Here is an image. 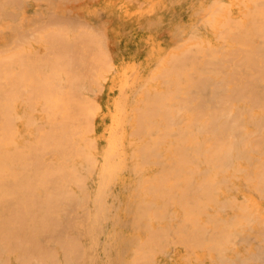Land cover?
<instances>
[{"label":"bare ground","instance_id":"obj_1","mask_svg":"<svg viewBox=\"0 0 264 264\" xmlns=\"http://www.w3.org/2000/svg\"><path fill=\"white\" fill-rule=\"evenodd\" d=\"M0 264H264V0H0Z\"/></svg>","mask_w":264,"mask_h":264}]
</instances>
